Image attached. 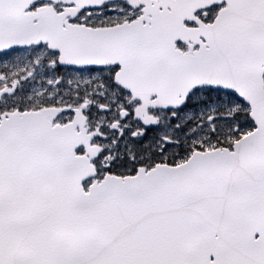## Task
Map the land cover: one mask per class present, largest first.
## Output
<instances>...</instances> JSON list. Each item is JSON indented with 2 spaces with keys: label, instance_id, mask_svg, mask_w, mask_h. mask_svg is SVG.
Listing matches in <instances>:
<instances>
[{
  "label": "snow or ice",
  "instance_id": "snow-or-ice-1",
  "mask_svg": "<svg viewBox=\"0 0 264 264\" xmlns=\"http://www.w3.org/2000/svg\"><path fill=\"white\" fill-rule=\"evenodd\" d=\"M0 264H264V0H0Z\"/></svg>",
  "mask_w": 264,
  "mask_h": 264
}]
</instances>
